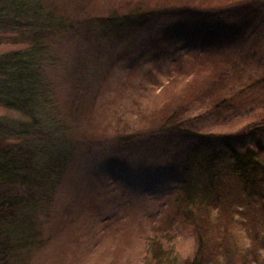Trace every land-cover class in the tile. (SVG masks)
Returning a JSON list of instances; mask_svg holds the SVG:
<instances>
[{"label": "rangeland", "instance_id": "374dc122", "mask_svg": "<svg viewBox=\"0 0 264 264\" xmlns=\"http://www.w3.org/2000/svg\"><path fill=\"white\" fill-rule=\"evenodd\" d=\"M40 1L71 21L49 37L44 72L73 150L37 211L34 246L11 261L157 264L153 239L174 264L191 260L180 168L199 135L236 136L264 118V0ZM133 15L139 27L100 37L98 19ZM239 237L240 254L264 264Z\"/></svg>", "mask_w": 264, "mask_h": 264}, {"label": "trees", "instance_id": "16d2710c", "mask_svg": "<svg viewBox=\"0 0 264 264\" xmlns=\"http://www.w3.org/2000/svg\"><path fill=\"white\" fill-rule=\"evenodd\" d=\"M137 19L100 18L96 26L100 37L110 38L120 28L139 27ZM70 22L40 0H0V44L17 45L0 53V107L20 116H0L2 264H16L11 259L17 252L34 246L37 211L73 150L74 138L59 116L44 72L45 65L53 64L49 37L69 32ZM180 173L181 216L198 234L195 256L181 263L207 264L221 255V264L255 261L257 252L240 254L241 242L236 244L234 237L238 232L241 241L248 238L253 248L264 250V118L236 136L199 135L187 148ZM162 246L154 239L148 242L151 258L174 264L176 257L162 252Z\"/></svg>", "mask_w": 264, "mask_h": 264}]
</instances>
